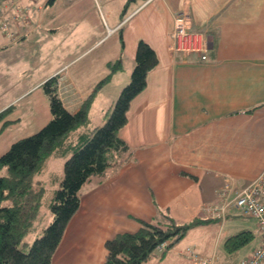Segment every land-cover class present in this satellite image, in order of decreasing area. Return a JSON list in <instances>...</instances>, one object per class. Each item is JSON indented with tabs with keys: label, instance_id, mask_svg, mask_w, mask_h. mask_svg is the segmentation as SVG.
Listing matches in <instances>:
<instances>
[{
	"label": "crops",
	"instance_id": "0c3cea01",
	"mask_svg": "<svg viewBox=\"0 0 264 264\" xmlns=\"http://www.w3.org/2000/svg\"><path fill=\"white\" fill-rule=\"evenodd\" d=\"M10 1L0 0V25L12 16L7 10ZM14 1L26 19L8 20L12 36L0 26V72L9 73L0 87V98L9 102L6 106L28 92L24 83L10 81V75L23 76L36 66L53 70L43 80L54 75L55 69L62 70L57 77L58 95L64 107L75 113L110 74L108 64L120 61L121 68L93 99L89 123L77 129L74 137L105 121L130 80L140 41L157 58L119 131L132 157L104 179L93 177L81 188L79 209L51 264H102L107 240L136 232L139 220L160 221L163 213L178 223L209 222L214 215L209 208L223 205L219 194L226 181V195L231 199L263 169L264 0ZM181 11L191 18L190 30L206 41L204 60L172 49L174 17ZM19 36L24 40L16 42ZM31 42H35L36 58L29 57V62L18 46L28 47ZM9 54L17 57L5 61ZM74 66L91 70L80 80L86 79L83 90L80 82L69 77ZM27 114L18 109L8 122L20 123ZM67 157L54 154L44 166L50 171L49 180L55 177L58 185ZM56 190L45 188L41 208L44 203L48 206ZM35 226L40 228V222ZM201 229L191 230L186 240L170 249L158 247L144 264H195L190 250L215 255L222 264L238 261L225 253L224 242L219 248L220 238L212 232L208 231L206 241L197 239L196 231Z\"/></svg>",
	"mask_w": 264,
	"mask_h": 264
},
{
	"label": "trees",
	"instance_id": "16d2710c",
	"mask_svg": "<svg viewBox=\"0 0 264 264\" xmlns=\"http://www.w3.org/2000/svg\"><path fill=\"white\" fill-rule=\"evenodd\" d=\"M156 64L154 51L140 41L130 80L107 111L104 123L76 137L73 133L89 123L95 93L121 68L120 61L108 64L110 74L97 83L75 113L69 112L61 102L56 75L42 83L49 101L50 120L38 132L13 142L0 155V167L6 168V174L0 175V264H51L69 221L79 209L81 188L93 177L104 179L111 169L118 170L132 157L119 131L127 122L131 101L143 91L147 74ZM57 153L68 157L58 188L48 204L49 224L25 248L23 238L39 229L34 223L40 217L45 193L35 177ZM204 222L194 219L178 223L168 213H163L160 221L139 220L136 232L120 233L105 242L107 254L102 264H144L161 244L165 243L166 249L172 248L190 229ZM252 240V232L242 230L224 241L223 250L232 257Z\"/></svg>",
	"mask_w": 264,
	"mask_h": 264
},
{
	"label": "rangeland",
	"instance_id": "374dc122",
	"mask_svg": "<svg viewBox=\"0 0 264 264\" xmlns=\"http://www.w3.org/2000/svg\"><path fill=\"white\" fill-rule=\"evenodd\" d=\"M2 25L3 24L1 23L0 26ZM2 30L4 31L5 29L2 27ZM21 36L15 39L16 42L24 40V38L22 39ZM23 37H25V34ZM34 47H35V42H31V46L24 48H20L18 46V48L21 51H24V56L28 59L29 62L31 61V58L29 57L35 56L36 58V49H34ZM15 57H17V54L14 55L9 54L7 55V57H5V61H11ZM49 71H53V70L50 69L48 70L47 68L41 70L36 66H33L32 68L26 70L23 76H20L18 72H14L12 75H10L9 78L10 81L12 80L13 82H17L19 86L21 83H24L23 85L27 87L28 92L25 96L22 97V99H19L18 102L11 103L7 106L6 104L9 102L6 100H2L0 98V155H2L5 151L9 149L10 145L13 142L38 132L50 120L51 114L49 109V101L47 96L44 94L42 83L48 80L49 78H51L52 76L56 75L58 77V74H61L62 70L55 69L54 71L56 72L54 75L49 76L43 80L42 78L46 77V75L50 73ZM65 71L66 69H64V72ZM90 71L91 70H87L86 68H76L74 66V69L69 70V77L72 76V79H74L76 82H80L81 83L80 90H83L85 88L84 83H86L85 82L86 79H83V81L80 80L84 78V73H87L88 75ZM8 76L9 73L5 74L4 72L3 73L0 72V87L4 86L5 82L8 80ZM22 79L24 80L23 82H21ZM0 92L2 93V91ZM96 94L97 92L95 93L94 97L96 96ZM18 109L20 111L27 110L28 111L27 117L22 121L20 120V123L15 124L13 122H8V120L11 119L10 116L14 115ZM36 128L38 129L35 130ZM59 172L60 170L58 169V173ZM5 174H6V168L0 167V175H5ZM62 174L63 173H59L60 179L62 178ZM49 176H50V171L44 170L41 173H39L35 178L41 181L42 186H44V188L50 189L52 192L54 191V189L58 188V184L55 182V177L49 180ZM51 183H54V185L49 187ZM47 221H50V216L48 213V206H46L44 203V206L41 208V218L37 219L34 223V225H37L38 222H40V228L36 229L35 231H31L23 238V242H26L27 244L25 248H27L36 237L42 235L44 228L49 224V222ZM221 223H223L222 227H221ZM200 225L190 229L187 235L190 233L191 230L200 227L202 229L201 231H196L195 237L197 239L206 241L208 238V231L209 233L212 232L214 238H220V246H219L220 248L223 242L231 235L233 234L235 235L242 230L251 231L252 227L254 226V220L252 218L243 216L238 209H228L226 219L223 222L220 219L218 220L216 218H213L209 222H205L201 226ZM187 235L180 242L186 240ZM179 243L175 244L174 246L178 245ZM255 244H256V240L253 239L249 244H247L246 246L242 247L240 250L235 252L232 255V258H234L235 260L241 259L249 252V250ZM157 251L158 248L155 250L154 254Z\"/></svg>",
	"mask_w": 264,
	"mask_h": 264
},
{
	"label": "built area",
	"instance_id": "2783aa9c",
	"mask_svg": "<svg viewBox=\"0 0 264 264\" xmlns=\"http://www.w3.org/2000/svg\"><path fill=\"white\" fill-rule=\"evenodd\" d=\"M7 10L12 15L8 16V20L10 18L16 21L26 19L20 13V5L14 0L10 1ZM8 20L6 22L2 20V27L5 30L8 28ZM190 24L191 18L184 11L179 12L174 17L170 34L172 49L183 54L194 53L204 60V52L207 51L206 41L200 34L190 30ZM228 184V181H226L223 190L219 194L223 199V205L209 208L214 212L213 218L220 219L223 222L226 219L228 209H238L243 216L252 218L255 222L252 235L253 239L256 240V245L250 253L243 256L235 264H264V166L260 173L248 185L236 192L231 199H228L226 195L229 190ZM165 245L163 243L160 247L164 248ZM188 255L195 264H222L215 255L210 257L201 256L194 250H190Z\"/></svg>",
	"mask_w": 264,
	"mask_h": 264
},
{
	"label": "bare ground",
	"instance_id": "6f19581e",
	"mask_svg": "<svg viewBox=\"0 0 264 264\" xmlns=\"http://www.w3.org/2000/svg\"><path fill=\"white\" fill-rule=\"evenodd\" d=\"M204 54H205V52H204ZM205 58H206V55H205Z\"/></svg>",
	"mask_w": 264,
	"mask_h": 264
}]
</instances>
